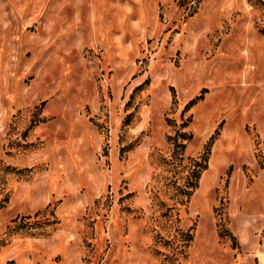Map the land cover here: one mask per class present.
Returning <instances> with one entry per match:
<instances>
[{
  "label": "rangeland",
  "instance_id": "obj_1",
  "mask_svg": "<svg viewBox=\"0 0 264 264\" xmlns=\"http://www.w3.org/2000/svg\"><path fill=\"white\" fill-rule=\"evenodd\" d=\"M0 264H264V0H0Z\"/></svg>",
  "mask_w": 264,
  "mask_h": 264
}]
</instances>
